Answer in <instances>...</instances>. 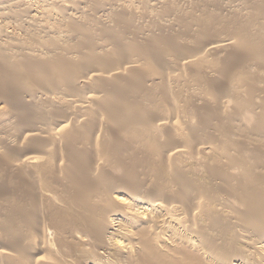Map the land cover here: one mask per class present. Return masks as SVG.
Returning <instances> with one entry per match:
<instances>
[{"label": "bare ground", "instance_id": "1", "mask_svg": "<svg viewBox=\"0 0 264 264\" xmlns=\"http://www.w3.org/2000/svg\"><path fill=\"white\" fill-rule=\"evenodd\" d=\"M69 1L48 26L27 13L15 19L23 35L0 27V96L15 120L0 130V264H264V84L229 74L264 66L248 44L264 0H245L249 13L231 5L227 22L214 11L222 0H195L191 10L141 0L153 10L145 27L128 5ZM88 5L109 9L111 20L84 15ZM202 29L221 37L207 40ZM173 86L191 119L160 108ZM244 108L256 115L250 127ZM198 149L219 156L204 162L207 186L170 162ZM210 198L226 207L222 219L205 207ZM243 238L246 256L236 245Z\"/></svg>", "mask_w": 264, "mask_h": 264}, {"label": "rangeland", "instance_id": "2", "mask_svg": "<svg viewBox=\"0 0 264 264\" xmlns=\"http://www.w3.org/2000/svg\"><path fill=\"white\" fill-rule=\"evenodd\" d=\"M15 1V2H14ZM18 1V0H17ZM16 0H0V27L1 26H5V27H3L2 28V31L3 30H5V33H7V34H13V35H21L22 34V32H21V29L18 27L19 25H20V20L22 21V19L24 20L26 17H25V15H27V13L29 14L30 13V15L31 16H33L34 17V19L35 20H37L38 22H41V24L44 26L45 24V26H48L49 24H47V23H50V21H53V19L56 17H60L61 15H62V13L64 12V9L61 7L62 5H70V1L69 0H57V2L59 3V5L58 4H55V5H49L48 3H49V1H47V3H46V1L45 0H19L20 2H17ZM68 1V2H67ZM79 1V0H78ZM80 1H85V0H80ZM109 1L110 0H104V3H109ZM135 1V2H134ZM111 0L110 1V3H112L111 4V7L112 8H114L112 11H114L117 7H119L120 6V4H123V6L124 5H128V6H130V9H129V11H127V12H130L131 10H132V12L134 13L135 12V14H139L138 16H139V20L137 21V23H138V26L140 27V25H139V23L141 24V21H142V26L141 27H143V24H144V27L145 26H150L151 24V16L149 15V12H146V10H151V11H153L152 10V6L151 5H149V4H146V3H143V2H141V0ZM140 1V2H139ZM223 1H224V3H225V0H222L221 1V3L219 2V4H217V6L219 7H216V8H214V11L216 12V13H218V14H220V15H218V17H220V18H218V19H220L219 21H223V19H224V21H228L229 20V16H230V14H231V12L233 11L232 10V7L233 6H235V7H239L240 8V10L242 11V12H247V13H249L250 11L252 12L253 10H252V8L254 7V6H252V3H250V2H245V0H226V3L227 2H229L228 3V5H229V8L226 6V3L224 4L223 3ZM236 1V2H235ZM6 2H10L12 5H14V7H8L7 8V6H8V4H9V6H11V4L10 3H6ZM63 2H65V4H62ZM126 2V3H125ZM130 4H129V3ZM176 2H178V5H180V7H183V8H185V9H187V10H189L190 8L192 9V7H194L195 6V4L198 2V1H195V0H176ZM232 2V3H231ZM243 2V3H242ZM245 2V3H244ZM20 3V4H19ZM67 3H69V4H67ZM120 3V4H119ZM138 3H140V4H138ZM191 3V4H190ZM248 3V4H247ZM250 3V4H249ZM115 4V5H114ZM144 4H145V6H144ZM190 6H189V5ZM222 4H223V7H222ZM234 4V5H233ZM236 4V5H235ZM6 5V6H5ZM18 5H19V7H18ZM83 5V4H82ZM133 7H132V6ZM191 5H194V6H191ZM225 5V6H224ZM231 5H233V6H231ZM247 5H249V6H247ZM252 7H251V6ZM254 5V4H253ZM45 6V7H44ZM57 6V7H56ZM139 6V7H138ZM241 6V7H240ZM25 9H24V8ZM60 7V8H59ZM108 7V6H107ZM146 7V8H145ZM190 7V8H189ZM3 8V9H2ZM6 8V9H5ZM10 8H11V10H10ZM16 8V9H15ZM18 8V9H17ZM46 8V9H45ZM86 8V9H85ZM85 8H84V15H88V14H90V13H93L94 15H99L103 20H107L106 18H108L109 20H107L106 22H108V21H110L111 20V16L108 14L109 12H110V10L109 9H104V7H96V8H93L92 9V7L90 6L89 7V5H88V8H87V6H85ZM119 8H121V7H119ZM119 8H117L114 12H118V10L120 11V10H122L123 8H121V9H119ZM132 8H134V9H132ZM225 8V9H224ZM238 8V9H239ZM22 11H25L24 13H22L21 12V15H19L20 14V10ZM43 9H45V10H43ZM142 9H144V11L142 10ZM190 9V10H191ZM230 11H229V10ZM3 10V11H2ZM6 10V11H5ZM14 10V11H13ZM16 10H18V13H13V12H15ZM43 10V11H42ZM109 10V11H108ZM141 12H140V11ZM149 10V11H150ZM228 10V11H227ZM9 11V13H10V11H11V16L13 17V15H18V17L16 16V17H13V18H10V19H8L9 18V15L10 14H7V12ZM87 11H89V12H87ZM137 11H139V13L137 12ZM222 11V12H221ZM5 14H4V13ZM87 12V13H86ZM99 12V13H98ZM144 13V12H146V13H144L143 14V16L141 15V13ZM3 13V14H2ZM26 13V14H25ZM229 13V14H228ZM33 14V15H32ZM43 14V15H42ZM104 14V15H103ZM108 14V15H107ZM3 15V16H2ZM92 15V14H91ZM144 15H145V17H144ZM148 15V16H147ZM228 15V16H227ZM10 16V17H11ZM45 17V18H43V17ZM49 16H50V18H49ZM54 16V17H53ZM21 17V18H20ZM23 17V18H22ZM38 17V18H37ZM140 17H141V19H140ZM149 17V18H148ZM227 17V18H226ZM5 18V19H4ZM41 18V19H40ZM143 18V19H142ZM15 19H17L18 20V23H19V25H18V23H17V20H15ZM46 19H48L47 20V23L45 22V20ZM146 19V20H145ZM156 19V18H155ZM228 19V20H227ZM6 20H7V23H6ZM10 22H9V21ZM44 20V21H43ZM50 20V21H49ZM147 20H150V21H147ZM4 21V22H3ZM36 21V22H37ZM43 21V22H42ZM146 21V22H145ZM5 23L4 25H2L3 23ZM15 22V23H14ZM150 22V23H149ZM157 22H158V20H157ZM264 22V21H263ZM14 23V24H13ZM137 23H133L132 25H133V27H135L136 26V24ZM8 24V25H7ZM146 24H150V25H146ZM17 25V26H16ZM10 26V27H9ZM226 26V25H225ZM227 26H230V27H228V28H230V30L227 28ZM226 26V29L228 30V31H232L231 32V34L234 32L232 29H231V25H227ZM261 26H262V28H261ZM137 27V26H136ZM135 27V28H136ZM216 27H218V29L221 27V25H218L217 24V26ZM215 27V28H216ZM256 27V29L254 28V30H255V32H253V33H255L254 34V40L253 39H250V40H248V44L250 45V43L253 45V46H258V47H260V48H258V49H260V50H258L259 52H261L260 54H261V56L263 55L264 56V30H262V29H264L263 27H264V23L262 24V25H260V26H255ZM19 28V29H18ZM217 29V28H216ZM217 29V30H218ZM205 30V31H204ZM253 30V31H254ZM260 30V31H259ZM14 31V32H13ZM19 31V32H18ZM201 31H203V32H199L198 34H199V36H202L203 37V35H204V38H206L207 40H210V41H213V39L214 40H217L218 39V37L220 36V35H218V37H217V35H215V37L214 36H212V34H213V32H209L207 29H202ZM227 31V32H228ZM256 31H257V33H259V34H256ZM12 32V33H11ZM205 32H206V34H205ZM16 33V34H15ZM18 33V34H17ZM210 33V34H209ZM208 34V35H207ZM23 35V34H22ZM257 35H259V36H257ZM0 39L1 40H3V39H5V37L4 36H2V34H0ZM207 36V37H206ZM4 37V38H3ZM221 37V36H220ZM208 38H210V39H208ZM253 40V41H252ZM251 41V42H250ZM255 42V43H254ZM262 49V50H261ZM254 54V53H253ZM264 58V57H263ZM250 68H248V69H240V68H233V69H231V71H230V73L229 74H231L232 75V73H233V75L234 74H244V75H246L247 74V76L248 77H259L262 81H261V83L262 84H264L263 82V80H264V66L262 65V63L261 62H259V63H257L256 64V66H249ZM246 73V74H245ZM248 74H250L251 76H249ZM253 74V75H252ZM255 75V76H254ZM173 90H172V93H174V94H177L178 93V91H177V88H176V86H173V88H172ZM175 89V90H174ZM183 91V90H182ZM177 92V93H176ZM182 93V95L181 96H179L180 94ZM174 94L173 95H171V97L170 98H168L167 100H166V102H165V100H160V104H162L161 105V109H163V110H165L168 106V111H169V113H167L166 112V110L164 111L165 113H166V115L167 114H170L171 112H170V110H169V108H171V110H173V112H174V115H176L177 117H178V119L179 120H181L182 118H183V120L184 119H186V120H189V119H191L192 117H193V114L190 116L189 114L185 117L184 115L185 114H183L184 113V110H185V107H186V100H184L183 98L185 97V95H184V93L183 92H179V94H177V95H175L174 96ZM175 99H174V98ZM173 98V99H172ZM3 99L5 100V101H3ZM228 99V101H227V105L229 106L228 108L230 109V104H231V102H232V99L231 98H227ZM164 101V102H163ZM185 101V102H184ZM4 102V103H3ZM5 102H7L6 101V99H5V97L3 98V96H0V125H1V127H0V130H2L4 127L6 128V127H8V126H6L7 124L9 125V124H11V123H13L15 120L13 119V117H12V115H11V113L8 111L7 112V110H9V108L7 109V106H5L4 104H5ZM162 102V103H161ZM169 102V103H168ZM257 102L258 103H260V101L259 100H257ZM164 103H166V104H164ZM159 104V105H160ZM169 104V105H168ZM167 107H166V106ZM163 106H165L164 108H163ZM6 107V108H5ZM244 113H242L243 115V117L241 116V122H242V124H244L246 127H250V126H252V125H254V123H256V119H255V117H256V115L253 113V111L249 108H244ZM181 117V118H180ZM191 117V118H190ZM245 117V121L243 120V118ZM189 118V119H188ZM3 119V120H2ZM11 119V120H10ZM13 120V121H12ZM182 120V121H183ZM243 120V121H242ZM8 122V123H6V122ZM246 124H245V123ZM1 123H3V124H1ZM5 125V126H4ZM247 147L249 148V146L247 145ZM248 148H245V150H247V151H245V155H246V157H247V161H250L249 163L251 164V163H253V159L250 157V153L251 152H249L250 150L248 149ZM202 150V151H201ZM206 151V152H205ZM203 150V149H198V151H196V153L195 152H193V153H191V152H188L187 154H177V155H174L172 158H171V160H170V162H172V163H177V165H179L180 164V166L182 165V167L183 168H185V170L190 174L191 173V175L192 176H194L196 179H197V177H198V182H199V180H200V182L199 183H201L202 185H209V180L207 179L208 178V175L206 176V174H208V173H206L207 171L206 170H203V168L205 169V163H208V161H212L211 159L212 158H215V159H219V156L216 154V153H214V154H212L213 152H211L210 150L209 151H207V150ZM197 152H198V154H197ZM205 152V153H204ZM208 152V153H207ZM211 152V153H210ZM207 155V156H206ZM210 155V156H209ZM215 155V156H214ZM216 155H217V157H216ZM177 156V157H176ZM190 156V157H189ZM248 159H250V160H248ZM251 159H252V162H251ZM177 160V161H176ZM205 162V163H204ZM200 167V168H199ZM236 168V169H235ZM239 168H237L236 166L235 167H232V171H233V173H234V177L236 176V172H237V174H239L241 171L240 170H238ZM163 172V171H162ZM202 172V173H201ZM205 172V173H204ZM239 172V173H238ZM205 174V175H204ZM149 174H147V176L145 177L146 179H145V181H144V183L145 184H148V183H150L151 182V178L152 177H150L151 175H149ZM202 175V176H201ZM239 175H240V177H239ZM238 176H236L235 177V180H239L240 178H241V174H239ZM148 177V178H147ZM150 177V178H149ZM165 177V176H164ZM237 178V179H236ZM151 179V180H150ZM147 181H149L148 183H147ZM205 181V182H204ZM237 182V181H236ZM239 182V181H238ZM205 183V184H204ZM208 183V184H207ZM241 185V186H240ZM237 186H240V187H243V185L242 184H237ZM216 191H218V193L216 192ZM213 192H215L214 193V195L215 194H217L218 195V197L220 196V194H223V193H227L226 191L224 192V191H222V190H214ZM220 193V194H219ZM217 195H215V196H217ZM1 197H3V196H0V198ZM215 198V197H214ZM202 200V203H204V201H205V199H204V201H203V198H201ZM207 201V200H206ZM215 200H213V198H210V200H208L207 202H205V203H207V206H205L206 204H204V206L206 207V208H208V209H210V211H212L214 214H216V216L218 217V216H221L222 214V216L224 217V214H226V213H224V212H226V207L224 208L222 205V208H221V206H220V204L219 203H217V201H215ZM217 204H219V206L218 207H220V208H218L217 207ZM140 205H142L143 206V208L145 207V208H147V212L148 213H151V215H153V214H161V208H159L158 206H148V205H146V204H139V206ZM203 205V204H202ZM138 205L136 206V204H135V206H134V209H136V208H138L139 207ZM215 208V209H214ZM222 210V211H221ZM139 211H141V210H139ZM215 211V212H214ZM219 212V214H218V212ZM221 216V217H222ZM161 218H165L164 216H160ZM221 217H218V218H221ZM222 217V218H223ZM221 218V219H222ZM119 219H120V217H118L117 218V220H115V222H114V226H113V229H110V232L111 233H115L116 231V229L118 230V226H117V224H118V222H119ZM168 221L166 222V223H168L167 224V227L169 228V230H174V231H176L175 233H177V235L178 236H183V232L180 230V227H178L177 226V224H174V222H172V220H170V219H167ZM174 231H172V232H174ZM108 236H112V235H110V234H108ZM238 244V245H237ZM262 245H261V248H260V250H261V252H262V254H264V242H262L261 243ZM236 245H237V248L238 249H240L241 251H242V253L243 254H245V256L246 255H249L248 253H249V247L246 245V241H245V239L243 238L242 240H237V242H236ZM7 249V250H6ZM1 251H6V252H9L10 251V249H8V248H4V247H2L1 248ZM261 254V255H262ZM254 256H255V254H254ZM257 256H259V255H257ZM260 257V256H259ZM259 262H260V264H262V260L259 258Z\"/></svg>", "mask_w": 264, "mask_h": 264}]
</instances>
